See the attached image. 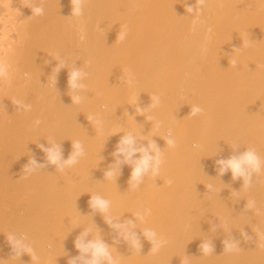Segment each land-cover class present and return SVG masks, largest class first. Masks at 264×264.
Here are the masks:
<instances>
[{
  "label": "bare ground",
  "instance_id": "obj_1",
  "mask_svg": "<svg viewBox=\"0 0 264 264\" xmlns=\"http://www.w3.org/2000/svg\"><path fill=\"white\" fill-rule=\"evenodd\" d=\"M3 2L9 26L0 61L10 75L0 81V259L68 264L80 255L76 237L92 228L88 239L98 235L119 264H264V173L244 188L231 172L218 175L216 165L249 147L264 158V0H206L194 16L186 5L196 0H86L81 16L72 15L71 0H36L44 14L32 17L28 0ZM57 58L67 66L55 76ZM73 67L88 74L80 104L68 87ZM153 95L159 106L148 109ZM16 100L31 110H17ZM192 105L203 112L189 116ZM89 115L102 119V128ZM169 131L175 148L163 139ZM128 132L140 146L155 140L165 149L160 174L137 189L130 188V165L116 180L104 175ZM50 140L61 145L63 159L75 140L86 156L65 172L47 165L23 176L33 156L47 164L38 145L51 147ZM93 194L111 200L114 222L137 224L141 252L90 208ZM145 210L141 223L135 213ZM144 228L166 240L158 252ZM9 232L26 234L39 259L11 260ZM225 240L238 241L240 250L224 252ZM203 241L214 244L212 255L201 253Z\"/></svg>",
  "mask_w": 264,
  "mask_h": 264
},
{
  "label": "clouds",
  "instance_id": "obj_2",
  "mask_svg": "<svg viewBox=\"0 0 264 264\" xmlns=\"http://www.w3.org/2000/svg\"><path fill=\"white\" fill-rule=\"evenodd\" d=\"M31 7H27L31 10L32 16H42L44 14V8L36 2V0H28ZM86 0H71L72 4V15L81 16L84 14V4ZM206 0H196V4L193 6L191 4L186 5V11L191 15L202 14L203 5ZM197 4L200 7H197ZM71 15V16H72ZM124 33H120L119 38L123 40ZM253 43L249 39L248 44ZM239 51V49L237 50ZM59 63L53 70V73H58L62 68L67 66L66 62L61 58H57ZM230 64L233 67L237 66V61L232 57ZM10 75L9 65L0 61V81L7 80ZM87 73L81 69H76L73 67L68 73V87L72 96L73 104H80L84 99L78 93L82 92L86 85L84 82ZM25 77L30 78L28 73H25ZM128 85H131L134 80V76L131 72L127 74ZM153 103L148 109H154L159 106L160 98L158 96H152ZM17 106V110H31L30 104H24L20 100L13 102ZM106 107V106H105ZM147 109V110H148ZM146 109L137 108L138 114H143ZM203 112V108L199 105H192L189 116L196 117ZM149 120L153 118L151 116L147 117ZM89 121H92L97 128H102L103 120L99 118H94L93 115L88 116ZM159 122H157V127H159ZM168 148L176 147V139L169 131L163 138ZM138 137L132 132H128L123 137H121L119 143L116 146V150L112 153L113 157L116 158L115 162L110 165L108 171L105 172V179L112 180L120 175L122 165L132 166L131 178L129 180L130 188L137 189L144 183L145 179L148 177L155 178L160 174L161 166L164 163V150H161L160 146L155 140H149L147 146H140L137 143ZM52 143L51 147L46 148L43 144L38 145V147L45 153L47 164L38 163L35 156H33L23 168V176H30L34 173L41 172L42 169L47 167V165H54L57 172H65L78 165L82 158L86 156V151L84 145L79 140L73 141L72 148L73 151L69 158L63 159L62 157V147L59 143L50 140ZM200 146L198 144H193V148L198 149ZM234 149L238 146H233ZM139 153V158L134 159L136 154ZM123 157V159H119ZM218 175L223 176L227 172H231L233 180H242L244 188H251L254 183V178L264 173V158L256 151L255 148H246L240 155H233L227 159L216 160ZM171 183V181H169ZM210 191L213 190V185H207ZM89 206L94 212H99L103 215L105 222L113 229H115L120 238L123 239L133 250H142V242L135 231L137 224L133 221H125L124 223L114 222V217L112 215V202L111 200L105 198L100 194H93L89 200ZM248 208L255 207V201H248ZM137 211L135 213L136 219L141 223L144 221L145 214ZM93 231L92 228H87L85 231L80 233L75 241V248L79 251L80 255L70 258L68 264H119L117 257L113 255L111 248L104 243L101 238L97 235L92 239H88L90 233ZM142 235L144 238L152 245L151 252H158L165 244L164 240L159 234L150 228L142 229ZM242 236L246 240H250L251 237L243 232ZM7 244L9 245L13 259H20L24 255L31 257L32 261L38 260L36 250L26 234H17L15 232H9L6 236ZM239 242L230 243L228 240L224 241V252H232L240 250L238 247ZM48 251L51 252L52 245H47ZM200 251L203 255H212L215 251L214 244L211 241H203L200 244ZM0 264H6L3 259H0Z\"/></svg>",
  "mask_w": 264,
  "mask_h": 264
},
{
  "label": "rangeland",
  "instance_id": "obj_3",
  "mask_svg": "<svg viewBox=\"0 0 264 264\" xmlns=\"http://www.w3.org/2000/svg\"><path fill=\"white\" fill-rule=\"evenodd\" d=\"M12 8V7H11ZM8 9L6 8L5 3L3 0H0V39L3 35V32L7 29L8 25ZM10 35H13V33L10 32ZM6 40H4V43ZM0 43L2 44L3 42L0 40ZM1 46V45H0Z\"/></svg>",
  "mask_w": 264,
  "mask_h": 264
}]
</instances>
